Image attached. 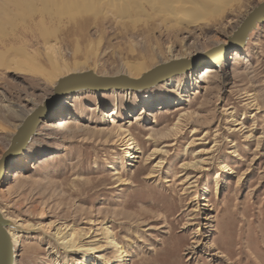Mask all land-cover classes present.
<instances>
[{"label":"rangeland","instance_id":"rangeland-1","mask_svg":"<svg viewBox=\"0 0 264 264\" xmlns=\"http://www.w3.org/2000/svg\"><path fill=\"white\" fill-rule=\"evenodd\" d=\"M62 1L0 0V64L40 67L55 79L86 71L131 77L144 60L146 72L175 57L205 64L178 75L172 88L75 92L41 122L0 185V212L16 234L14 264H84L59 246L56 232L66 226L94 230L85 241L92 264H264V23L244 46L231 42L264 0H240L209 27L176 28L165 21L168 8L148 0H129L126 10L104 0ZM220 45L230 48L228 59L201 82L208 51ZM55 84L0 67V159ZM177 108L187 115L176 131ZM125 136L138 159L118 142ZM200 150L207 170L181 169ZM206 209L212 221L204 225Z\"/></svg>","mask_w":264,"mask_h":264},{"label":"bare ground","instance_id":"bare-ground-1","mask_svg":"<svg viewBox=\"0 0 264 264\" xmlns=\"http://www.w3.org/2000/svg\"><path fill=\"white\" fill-rule=\"evenodd\" d=\"M78 0H63L62 2H60V5L62 3V5H64L65 3H71V2H75ZM79 1H86V2H91V3H100V0H79ZM103 1V0H101ZM107 1V4H110L109 6H115V4L120 5L121 9H127L128 8V4L130 3V1H134V0H104ZM140 1V0H139ZM138 1V2H139ZM149 4L152 6L153 9H164L165 7L168 8L167 11L170 15L167 16V18L165 19L166 22H169L172 26V28H176L178 27H191L194 26L195 24L202 22L204 24H206L207 27L222 22L225 19V15L227 14V11L229 10H233L236 9L237 6L240 4V0H148ZM135 3V2H134ZM133 4V2H132ZM130 5V4H129ZM101 6V5H100ZM105 6V3L104 5ZM135 6V5H134ZM127 7V8H126ZM256 8V7H255ZM172 9V12L171 10ZM124 10V11H125ZM97 13V12H96ZM244 21V20H243ZM89 20H86L83 22V24L80 25V27L78 28V30L76 31V33L78 34H82L83 33V28L88 25ZM264 23V21L257 23L256 27L249 33V37L251 35V33L256 30L257 26ZM242 24V23H241ZM205 26V27H206ZM134 32V31H133ZM131 33V32H130ZM248 37V39H249ZM234 38H231V42L232 44H235V46H233V49H236V47L239 46H244V45H239L237 44V40H233ZM248 41V40H247ZM217 48V52L215 53V55L210 56L207 55V59L210 61V66H208L206 68V71L203 72L202 76H201V82H206L209 83L213 76L217 73H219L220 69L223 67V65L225 64V61L227 58V52H228V46L226 45H220ZM232 49V50H233ZM240 51L242 50H237L236 51V56L239 55ZM1 52V51H0ZM134 54V53H132ZM217 57V58H216ZM174 59V58H173ZM180 57H175L174 60H179ZM173 60V61H174ZM190 60V59H187ZM150 62L147 60H144L143 63H139L138 66H132V68H134V72L131 75V78H136V79H140L142 78L145 74H147L148 72H150L151 70H149L148 72H146V70L149 67ZM192 64H198L195 60H192ZM161 65V64H160ZM158 66V65H157ZM0 67L5 68L8 71H13V72H17V73H33L37 76L43 77L44 79L51 81L52 83H54L56 81V84L59 82L60 79H55L54 75L50 72H48L46 69H41L40 67H28V66H23V65H7L4 67V65L0 64ZM194 70V68L187 70L185 73V75H189L190 71ZM94 72V71H93ZM145 73V74H144ZM189 73V74H188ZM183 74V73H179V74H174L171 75L170 77L164 79L163 81L160 82V84L162 86H159L160 88L164 87V88H172L175 83L179 80H177V76ZM127 76V75H126ZM62 79V78H61ZM159 84V83H158ZM155 84V85H158ZM155 85H152L150 87L144 88V89H138V90H145L148 88H151ZM112 90H128V89H112ZM80 91H96V92H101V91H111V90H80ZM80 91H74L69 93L68 95H66L64 98H66L67 96L75 93V92H80ZM137 91V90H135ZM55 97V93L54 95L48 99L47 101H45L42 105L40 106H44L46 102H48L49 100H51L52 98ZM64 98H62L61 100H59L56 105L54 106V108L49 112V114L40 121V123L37 125L35 133L32 135V137L36 134V131L39 127V125L41 124L42 121H44L53 111L55 108L57 109H61L64 108V106L66 105V100H64ZM70 99V98H69ZM68 99V100H69ZM39 106H37L34 111L38 108ZM182 107V106H180ZM178 109V108H177ZM32 111L31 113H28L24 116L22 123L18 126V131L20 129V127H22L23 123L25 122V120L34 112ZM185 108H179L178 110H175L174 112H172L171 114H175V113H179L177 115L178 117V122L174 125L173 129L174 130H179L180 126H179V122L181 121L180 119L187 115L185 112ZM18 112H20V109L18 110ZM184 112V113H183ZM138 119V118H137ZM74 122L71 123H64V121L62 122V124L59 125V129L60 130H64V129H68L69 125H77L78 124V120H73ZM64 123V124H63ZM111 126L114 127L115 129H118L120 131H122V127L119 121H117L116 118H111ZM172 129V130H173ZM125 131V130H124ZM18 134V133H17ZM16 134V135H17ZM15 135V136H16ZM15 136L12 139V142L15 138ZM31 137V139H32ZM30 139V141H31ZM133 140L131 138H128L127 136L120 138L119 139V143L120 145L123 147V150L125 152H132L129 153V159H138V147L137 144H135L134 142H132ZM12 142L10 143L9 147L11 146ZM30 143V142H29ZM193 143V142H192ZM29 145V144H28ZM9 147L7 148V150L9 149ZM28 147V146H27ZM6 150V152H7ZM26 150V149H25ZM24 150V151H25ZM23 151L22 154H20L19 156H17L13 162L8 165L5 168V171H7V169L11 166V165H17L19 164L20 161V156L24 157L25 156V152ZM5 152V153H6ZM4 153V154H5ZM207 152L200 150L198 151V156L195 158L196 161L194 162H188V163H183L180 167L181 169H185V170H193L196 172H204L207 170V167L209 165V161L210 158H204L203 155ZM3 154V155H4ZM3 157V156H2ZM227 166L221 165V169H227ZM231 170V169H230ZM5 176V175H4ZM4 179V178H3ZM189 182L188 178H186L185 183L187 184ZM183 184V183H182ZM191 185V184H190ZM191 187V186H190ZM204 200V203L202 206L204 207H209L210 208V204H208L210 201L208 199V197H203L202 198ZM199 212V210H193V212ZM209 209H206L203 212L204 217L202 218L205 222L204 225H207L209 223V221H212V217L210 216V212H208ZM0 214L3 216L4 221L6 223V229L8 231V234L11 238L12 244L14 241V237L16 238V234H14L11 230L8 229V227L10 225H13L1 212ZM191 225V224H190ZM20 231L18 232V234L22 233V228H20V226H18ZM67 232H62V230H57L56 232V239L59 243V246L61 247V249L64 251V253H66L67 255H71V254H80L83 255V263L84 264H92L93 260H94V250L91 256L88 255V250L85 248L86 244L85 241L89 240V239H95V237L92 235V233H94V230L92 228H89L88 230H82L81 232H77V231H73V230H69L68 226H66L64 228V230H67ZM93 230V231H92ZM110 234V233H109ZM97 234L95 233V236ZM97 238V237H96ZM115 239H111L110 243L111 244H115ZM203 241V236L202 235H196L193 240L192 243L195 244L196 246L202 244ZM94 243V242H93ZM96 243V242H95ZM14 246V244H13ZM14 254H15V259H14V263L16 260V251L14 249ZM103 264H108V262H104Z\"/></svg>","mask_w":264,"mask_h":264},{"label":"water","instance_id":"water-1","mask_svg":"<svg viewBox=\"0 0 264 264\" xmlns=\"http://www.w3.org/2000/svg\"><path fill=\"white\" fill-rule=\"evenodd\" d=\"M262 21H264V2L254 8L244 19L235 32L233 40H237L239 45L246 44L249 33L256 27L257 23ZM216 52L217 48H213L208 51L207 55L213 56ZM204 64H192V60L187 59L174 60L154 67L140 79H134L126 75L101 76L93 71L73 73L63 77L55 86V97L46 102L44 106H39L25 120L11 146L0 159V185L5 175V168L27 148L37 125L49 114L56 103L69 93L80 90L144 89L160 83L171 75L184 73L192 68L196 69L204 66ZM14 259V246L6 229L4 218L0 214V264H14Z\"/></svg>","mask_w":264,"mask_h":264}]
</instances>
